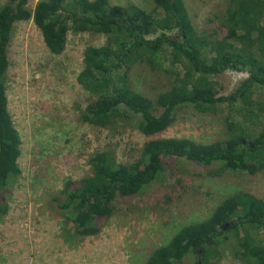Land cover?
<instances>
[{"label":"rangeland","instance_id":"obj_1","mask_svg":"<svg viewBox=\"0 0 264 264\" xmlns=\"http://www.w3.org/2000/svg\"><path fill=\"white\" fill-rule=\"evenodd\" d=\"M37 1L29 0L28 6L33 8ZM110 1L148 11L155 6L151 0ZM8 2L0 0L2 5ZM185 2L197 34L211 42L219 41L224 50L251 44L254 24L248 32L237 33L225 22L227 7L236 1ZM245 6L253 11L257 4L241 0L239 9ZM260 18L264 25V11ZM168 34L178 36L179 31ZM114 38L127 41L129 34L115 28ZM260 38L264 51V32ZM106 42V35L100 32L72 28L64 51L54 54L31 19L14 23L6 88L9 111L21 137V174L0 220V264H145L154 248L168 242L179 228L217 212L223 201L238 191L264 197V157L251 152L244 171L213 169L207 176L197 175L193 165L182 158L168 157L163 176L135 197L115 204L113 216L96 235L75 234L74 224L62 212L47 208L46 201L62 189L66 179L92 174L89 160L96 152L109 149L119 160L133 161L149 139L135 120L107 125L81 118L87 103L116 82L115 77L98 80L87 90L77 79L84 68L86 48ZM168 53L141 47L133 59H128L129 86L140 99H156L163 94L170 101L175 82L198 85L199 76L185 72L188 60L180 53L173 58ZM247 76V72L226 71L218 79V96L234 93ZM260 105L264 121V86L258 85L249 95L221 103L212 111L183 104L177 108L173 123L159 136L225 142L239 125L240 112L257 110ZM258 128L248 127L242 134L252 141ZM238 245L248 246L241 233L239 239L216 247L213 264H246ZM194 260L191 254L181 264H193Z\"/></svg>","mask_w":264,"mask_h":264},{"label":"trees","instance_id":"obj_2","mask_svg":"<svg viewBox=\"0 0 264 264\" xmlns=\"http://www.w3.org/2000/svg\"><path fill=\"white\" fill-rule=\"evenodd\" d=\"M151 1L155 6L150 11L110 0H39L33 8L28 6L29 0L0 4V220L8 210L11 188L21 174V137L9 111L6 88L8 49L14 23L20 20L32 19L54 54L64 51L72 28L106 35L104 45L86 48L84 68L77 79L87 90L98 80L115 77L116 82L87 103L81 118L107 125L135 120L139 130L149 137L133 161L119 160L109 149L96 152L89 160L91 175L66 179L62 189L46 201L47 208L62 212L74 224L75 234L100 233L113 216L115 204L135 197L163 176L168 157L182 158L202 176L213 169L244 171L251 152L264 157L261 105L257 110L240 112L241 121L225 142L202 143L187 137L159 136L173 123L177 108L183 104L202 112L212 111L221 103L249 95L254 86H264L260 38L264 32L260 18L264 0H254L257 6L253 11L247 6L239 9L241 0H233L236 3L227 7L225 22L232 30L248 32L253 24L256 26L251 44L236 50H224L219 41L211 42L197 34L185 0ZM115 28L126 30L129 39L116 40ZM174 30L179 31L178 36L168 34ZM141 47L159 53L169 51L172 58L180 53L188 60L185 72L199 76L198 85L175 82L170 101L163 94L156 99H140L129 86L131 67L127 61ZM228 70L247 72L248 76L234 93L218 96V79ZM248 127H259L252 141L242 134ZM240 233L248 242L247 247L238 245L245 263L264 264V197L238 191L236 196L225 199L217 212L179 228L168 242L154 248L145 264H181L191 254L195 256L193 264H213L216 247L239 239Z\"/></svg>","mask_w":264,"mask_h":264},{"label":"crops","instance_id":"obj_3","mask_svg":"<svg viewBox=\"0 0 264 264\" xmlns=\"http://www.w3.org/2000/svg\"><path fill=\"white\" fill-rule=\"evenodd\" d=\"M32 20V19H31ZM33 21V20H32Z\"/></svg>","mask_w":264,"mask_h":264}]
</instances>
